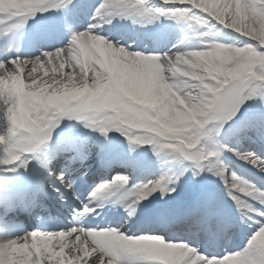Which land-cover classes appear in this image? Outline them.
Listing matches in <instances>:
<instances>
[{"label":"snow or ice","instance_id":"6c2138e0","mask_svg":"<svg viewBox=\"0 0 264 264\" xmlns=\"http://www.w3.org/2000/svg\"><path fill=\"white\" fill-rule=\"evenodd\" d=\"M8 3L9 7L0 9V24L13 27L37 14L77 7L73 0H8ZM238 9L243 12V20L238 19ZM116 17L141 23L168 17L185 22L193 33L207 39L186 50L134 51L96 31ZM92 20L94 23L87 28L74 31L63 47L31 58L13 56L0 60V116L9 122L6 132L0 134V185L3 186L0 191L5 192L6 205L14 203L6 190L15 179L7 173L21 167L27 170L32 158L44 165L45 161L38 155L41 145L50 140L59 120L69 116L95 127L104 136L113 129L120 132L133 149L151 144L157 154L165 152L174 159L191 161L194 176L213 171L224 181L241 221L256 225L255 231L243 249L213 255L201 252L185 240L166 239L156 232L129 235L115 226L33 229L15 235L11 241L0 240V264H264V242L258 238L264 232V189L235 173L229 174L222 161L212 169L202 163L226 150L264 172V157L240 152L218 140L221 133L264 140V69L259 66L264 58V0H161L159 6H152L148 0H100ZM225 28L245 39L236 37L230 43L224 42L220 33ZM221 44L258 54L250 68L254 75L248 72L238 78L226 72L209 75L202 67L185 63L193 59L194 53ZM39 69H44L43 75ZM25 70L27 75L22 79ZM164 85L186 101L198 104L202 113L197 116L198 124L186 122L176 125L174 131L162 127L168 121L152 101L162 94ZM192 96L196 97L194 101ZM256 96L262 102L261 109L246 111L253 107L247 101ZM18 120L27 128H21ZM52 175L71 187L63 172ZM175 179L179 180V176ZM129 180L127 175L117 173L112 180L99 184L91 195L117 196L131 209V216L132 206L157 189L162 197L176 191L175 187H169L172 177L167 174L130 186ZM192 191L204 210L191 226L203 228L209 239L227 238L234 224L227 216L214 212L216 204L210 190L194 186ZM91 211L85 204L83 212ZM156 211L149 209L147 215ZM182 219L187 222L191 218ZM67 237L73 238L70 246L65 243ZM66 247L68 256L64 255Z\"/></svg>","mask_w":264,"mask_h":264},{"label":"bare ground","instance_id":"6f19581e","mask_svg":"<svg viewBox=\"0 0 264 264\" xmlns=\"http://www.w3.org/2000/svg\"><path fill=\"white\" fill-rule=\"evenodd\" d=\"M158 2H161V0H148V3L151 4L152 6H155L156 4H158ZM91 23H94V21L90 18L86 21H83L82 23H77V25H75L72 30L64 34V37L69 38L70 33L85 29ZM112 30L113 31L117 30V35H118L117 39H113L106 35L104 36L110 40L119 41L121 45L130 46V48L134 51H141L144 53H162L168 51L186 50L192 46H197L200 44L199 42L194 43L195 33L192 32L190 27L186 28V26H176L174 22L169 21L168 19H166V17H160L156 21L147 22V23L136 22L133 21L131 18L120 17V21L118 22V25H116V29L113 28ZM96 31L99 33L98 28L96 29ZM204 31H207V28H204ZM228 32L230 31L225 28L220 33V38L223 39L224 42L226 43L231 42V37L230 35L227 34ZM199 36H201L200 39L201 41L206 42L207 39L206 37L202 35ZM141 38H143V40H140ZM67 70L68 69H66V71ZM38 71L40 75H43L44 69H39ZM48 71H49V75H51L52 73L50 69ZM26 75H27V71L25 70L23 73H21L22 79L25 78ZM249 105H252L253 109L250 108L248 112H258L262 107V102L260 101L259 97L256 96L250 99ZM8 127L9 124L7 119L3 116H0V133L1 134L5 133ZM94 129L96 128L89 125L86 126L81 125L82 132L85 130L91 132L89 135H85L84 141H81L76 138L70 140L69 138L64 137L59 144L54 145L53 149L55 150V154L53 155L56 157L57 160L55 166L66 169L69 172L70 171H75L77 173L82 172L83 166L81 164L75 165L71 170L69 169V165L70 162L73 160L72 158L73 154L81 153L82 156L86 158L87 155L86 153L81 152L80 145L81 144L85 145L87 143L94 142L93 139ZM78 130H80V128ZM233 136L234 135H226L222 133L218 137V140L221 143H228L229 141H233L232 139ZM103 138L108 144L121 146V150L123 152H127L133 156L130 166L127 165L126 163H116L112 167V171H117L119 173H122L130 177L129 186L138 183H148L149 181L157 180L162 176H165V174H167L168 176L172 177L169 186H175L176 191H174V193L179 194L180 192H187V193H191V195L189 196H197L192 191L193 187L197 186V184L193 179L190 180L192 176L187 174L188 171L185 170L186 165L184 162H182L181 159H174L172 155L166 154L165 152H161L157 154V152L154 150L151 144H141L135 146V148L133 149L130 147L127 138L123 134H121L120 132L114 129L110 130L107 136L103 135ZM46 147L49 148L50 146L47 145ZM64 147L70 149V154H65L60 150L61 148ZM224 152L225 151H223V153ZM40 159H43V157ZM217 165H218V161L215 158H211L205 162V166L208 169L215 168ZM206 171L208 172V176L204 180L208 179V184L200 187L209 190L208 187L209 182L214 177L215 173L210 170H206ZM181 172H183L184 175L181 176L180 175ZM105 176L108 177L109 175L105 173ZM176 176H179V180L177 181L175 179ZM98 185H94L92 187L87 186L85 190L92 191ZM148 196L146 198H148ZM195 199L200 201L198 197H196ZM212 202L214 201L212 200ZM124 205H126V202H124ZM136 214L137 213L135 211L134 214L131 216H129V211L125 213L124 217L129 222L127 227H124L122 225V220H120L119 216H118V220L115 221V224L119 225V227L122 230H125L126 234L135 235L138 230L136 228V224L134 221L135 218L137 217ZM110 216L112 219H114L112 213L110 214ZM72 239L73 238L65 240V243L70 246ZM57 250H59L58 245H57ZM68 254L69 252L67 250L64 253V255L68 256ZM137 264H147V262H138Z\"/></svg>","mask_w":264,"mask_h":264},{"label":"clouds","instance_id":"9594fccd","mask_svg":"<svg viewBox=\"0 0 264 264\" xmlns=\"http://www.w3.org/2000/svg\"><path fill=\"white\" fill-rule=\"evenodd\" d=\"M8 0H0V9L9 7ZM245 17L242 10L238 9V19L243 20ZM258 54L248 52L243 48H234L231 45L221 44L213 49H209L205 52L194 53L192 60H185V63L192 67H202V70L209 75L227 73L233 78H238L245 72L249 75H254L250 71L253 61L258 59ZM259 66L264 69V58L260 59ZM179 71V70H177ZM173 96L176 99H173ZM196 97L192 96L191 100L194 101ZM177 101L179 103H177ZM191 104V106H190ZM154 107H158L159 114L165 118L168 123H162V127H165L169 131H174L176 125L191 122L198 124L197 116L202 114L199 110V106L191 101H186L183 97H179L178 94L171 91V88L164 85L162 86V94L156 97L152 101ZM17 123L21 128H27V125L18 120ZM191 147V145H190ZM0 187H3L0 185ZM10 192L8 188L6 190ZM6 195L4 191H0V207H6ZM14 236H7L0 233V240L11 241ZM261 242H264V232L259 234L258 237Z\"/></svg>","mask_w":264,"mask_h":264},{"label":"rangeland","instance_id":"374dc122","mask_svg":"<svg viewBox=\"0 0 264 264\" xmlns=\"http://www.w3.org/2000/svg\"><path fill=\"white\" fill-rule=\"evenodd\" d=\"M230 32H228L227 34H229L230 33V37H231V42H232V40L234 39V38H236V37H239V39L241 40V41H243L245 38L244 37H242V36H240L239 34H237V33H235V32H233L232 30H230V29H228ZM247 103L248 104H250V100H248L247 101ZM251 109H253V108H251ZM249 109H247L246 111H248ZM186 161V160H185ZM67 250H65V252H66Z\"/></svg>","mask_w":264,"mask_h":264}]
</instances>
